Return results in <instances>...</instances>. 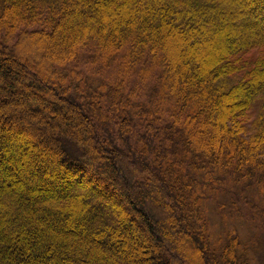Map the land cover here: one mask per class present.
I'll list each match as a JSON object with an SVG mask.
<instances>
[{"label": "trees", "instance_id": "trees-1", "mask_svg": "<svg viewBox=\"0 0 264 264\" xmlns=\"http://www.w3.org/2000/svg\"><path fill=\"white\" fill-rule=\"evenodd\" d=\"M243 192L264 0H0V264H252L207 213Z\"/></svg>", "mask_w": 264, "mask_h": 264}, {"label": "rangeland", "instance_id": "rangeland-1", "mask_svg": "<svg viewBox=\"0 0 264 264\" xmlns=\"http://www.w3.org/2000/svg\"><path fill=\"white\" fill-rule=\"evenodd\" d=\"M79 68L83 71H87L88 74V65L85 63H80ZM110 68V67H109ZM106 68V74H108L109 71H111V68ZM96 68L93 67L91 71H94L96 73ZM99 70V68H98ZM103 76L106 75L105 72L101 73ZM19 137L24 138L25 134L23 132L17 134ZM38 144V143H37ZM16 168L18 167L15 165ZM246 193V202L245 200H239L237 203V207L242 212V215H239V213L236 212V216H232L231 211L229 207H231V200L229 198L227 200H211L208 201V208L207 213L210 220L211 225V238L216 239L222 232H224L225 229H236L238 231V234L241 238V240L246 243L247 248L250 250L252 264H264V232L263 229L256 219H251L248 212H249V204L251 203L254 207L255 205L262 208L264 210V202L261 200L260 197H251L250 192H243ZM242 194V193H241ZM241 194H236L238 196H241ZM255 198V200H252ZM235 200V198H234ZM236 202V201H235ZM224 203V213L223 215L221 212V209H218L217 205H222ZM234 209V208H233ZM244 215V218H243Z\"/></svg>", "mask_w": 264, "mask_h": 264}]
</instances>
